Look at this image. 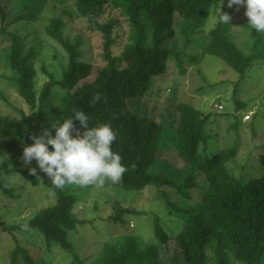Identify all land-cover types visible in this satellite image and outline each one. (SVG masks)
<instances>
[{
    "label": "trees",
    "instance_id": "obj_1",
    "mask_svg": "<svg viewBox=\"0 0 264 264\" xmlns=\"http://www.w3.org/2000/svg\"><path fill=\"white\" fill-rule=\"evenodd\" d=\"M69 1L77 16L85 20L86 28L100 32L104 63L96 65L85 59L81 36H66L63 32L65 22L59 17L51 18L42 31L63 48L66 65L58 78L45 70L48 79L38 97L34 80L37 49L35 46L29 49L22 46L17 28L9 31L7 26L1 25L7 12L0 4V46L5 50V66L12 72L6 76L15 86L17 95L32 110L29 114L18 110V118L0 115V150L2 141L14 132L31 140L32 135L28 134L27 128L34 126L42 117L45 120L43 132L51 123L62 122L82 110L89 117V126L105 122L111 124L117 134L113 151L120 154L127 169L119 183L106 181L96 186L141 191L155 185L164 197L169 213L183 220L173 235L165 232L157 216L154 222V231L160 238L158 243L166 244L170 238L175 239L181 255L177 264H264V148L258 154L262 172L249 179L239 178L240 174L236 177L233 166L230 167V161L238 151L235 146L213 154L204 151L205 145L200 146L209 136L207 125L213 114L189 102L177 101L173 132L182 166L179 170L170 171L169 163H160L158 158L160 141L169 121L161 112L160 119H154L148 115L147 109L131 107L149 89L152 77L166 70L169 61H174L180 70H184L181 62L185 56L183 47L192 32L206 33L210 37L206 52L221 58L234 69L238 73V81L262 58L259 48L264 44V34L249 26L245 30L247 17L244 16L239 20L230 16L229 23L222 22V12L226 9L216 10L221 0ZM106 9H116L118 16L108 14L104 18ZM213 12L218 17L207 28L206 21ZM26 17L34 22L38 15L27 12L19 19ZM123 23L127 27V35L121 52L115 55L112 46L121 37L118 29ZM177 44L183 46L178 47ZM54 88L61 93L56 96V104L50 111L47 102L53 98ZM97 93L101 99L95 102L93 97ZM242 105L241 100L235 99L236 108ZM74 125L83 131L78 120L74 119ZM246 163H243L241 171ZM155 166L163 167L168 173L152 171ZM36 168L35 174L29 168L22 171L33 179V184L41 183L53 191L55 203L29 213L15 224L3 228L4 231H38L46 251L56 246L73 252L78 261L74 264H162L159 244L140 241L134 233L121 235L119 241H100L102 245L95 251L97 257L86 262V255L81 258L69 241L70 232H75L77 226L83 224L72 212L77 194L72 192V185L63 189L54 187L46 174ZM10 172L12 170H6V173ZM166 186L169 192L164 190L168 189ZM0 191L13 196L11 188L1 177ZM194 195L198 200L191 202ZM131 210L120 202L117 212L109 219L122 222L123 215ZM18 253L25 263L36 264L29 251L20 245L11 252V264H18Z\"/></svg>",
    "mask_w": 264,
    "mask_h": 264
},
{
    "label": "rangeland",
    "instance_id": "obj_2",
    "mask_svg": "<svg viewBox=\"0 0 264 264\" xmlns=\"http://www.w3.org/2000/svg\"><path fill=\"white\" fill-rule=\"evenodd\" d=\"M0 4L7 12L1 25L7 26L9 31L17 28L22 46H25L26 49L35 46L37 49L34 62L37 97L43 83L48 79L45 70L58 78L66 65V54L63 48L42 31L44 25H47L51 18L59 17L65 22L63 32L66 36L69 35L71 38L75 34L81 36L85 59L96 65L104 63L103 40L100 32L89 31L86 28L85 20L73 11L74 6L71 1L0 0ZM221 8L222 10L226 9L225 13L233 19L239 20L243 16L246 17L244 5L228 7V0H221L216 8L217 12H220ZM27 12L38 15L34 22H30L27 17L23 20L19 19ZM108 14L118 16L116 9H106L104 18H107ZM217 17L218 15L214 12L211 13L206 21V27L211 26ZM11 21L13 23L9 24ZM248 26L244 22L245 30L250 27ZM118 31L121 37L112 46L115 55H119L122 50V43L127 35L126 25L123 23L122 28ZM209 38L206 33L193 34L192 32L183 47L185 56L181 62L184 70H180L174 61H169L166 71L153 77L152 87L147 92L148 95L140 97L139 102L138 100L134 101L131 107L139 110L147 108L148 115L154 119H160L159 113L161 112L164 118L169 121L160 141L158 158L160 163H169L172 168L170 171L179 170L182 166V160L175 148L173 132L177 101L189 102L199 109L212 112V119L207 125L209 136L204 143V151L213 154L223 148L235 146L238 152L230 161L232 163L230 167L233 166L236 177L240 174L239 178L249 179L262 172L258 154L264 148V44L259 48L262 51V58H259L260 60L247 70L246 76L238 81L239 76L234 69L221 58L206 52L205 47ZM177 45L178 47L183 46ZM4 51L0 46V115L18 118L20 117L18 110H22L26 114L32 110L17 95L15 86L6 76L12 72H9L5 66ZM236 82L238 90L234 89ZM59 93H61L59 89H53V98L47 102L50 111L53 110L56 96ZM235 99L243 102V105L237 109ZM216 104H222L223 109L214 108ZM246 113H249L250 120L243 121L242 117ZM44 123L45 120L42 117L34 126L27 128L28 134L32 136L42 134ZM31 143L32 140L16 132L1 143L0 177L6 186L11 188L13 196L0 191V264H11V252L17 245L27 249L36 264H74L78 261L73 252L56 246H53L49 252L46 251L38 231L24 233L14 230L11 233L3 230L29 213L52 205L56 201L53 191L41 183L33 184V179L22 171L37 167L35 160L31 164L23 162V147L25 144ZM251 154L250 158L252 159L247 160L246 167L241 171L246 157ZM6 170H12V172L6 173ZM151 170L168 173L163 167L155 166ZM246 174H248L247 177ZM70 188L78 196L72 207V212L79 221H83V224H79L75 232H70L69 241L73 243L75 253L81 258L85 255L89 256H85L86 262H90L91 257H97L95 251L102 245L100 241H119L120 236L126 233H134L140 238V241L145 243H158L160 238L154 231L156 216L168 235L175 234L183 223V220L169 213L164 203V197L159 194L155 185H149L141 191L96 185L85 187L72 185ZM166 188L168 187L166 186ZM164 190L169 192V188ZM197 200L198 197L194 195L191 202ZM120 202L133 211L124 214L122 222H115L109 217L117 212ZM158 244L162 264H177L181 261V255L173 237L166 244ZM16 259L18 264H27L19 253ZM233 264L240 263L234 262Z\"/></svg>",
    "mask_w": 264,
    "mask_h": 264
},
{
    "label": "clouds",
    "instance_id": "obj_3",
    "mask_svg": "<svg viewBox=\"0 0 264 264\" xmlns=\"http://www.w3.org/2000/svg\"><path fill=\"white\" fill-rule=\"evenodd\" d=\"M233 5H244L247 24L255 32L264 34V0H228V7ZM222 13V22L229 23L230 16ZM151 82L148 90L152 87ZM148 90L145 96L148 95ZM100 99L99 93L93 97L95 102ZM214 108L223 109V105L216 104ZM248 114L243 115V121L250 120ZM176 116L175 114V118ZM74 119L79 121L83 131L75 127ZM116 139L117 134L110 123L89 126L88 115L79 110L71 118L51 123L42 134L31 136L32 143L24 145L22 158L25 164H31L35 160L37 167L56 188L63 189L67 185L79 187L103 185L106 181L116 184L127 171L120 154L113 151L112 146ZM251 156L252 154L246 157L244 162L252 159ZM29 171L35 174L37 168L31 167Z\"/></svg>",
    "mask_w": 264,
    "mask_h": 264
}]
</instances>
